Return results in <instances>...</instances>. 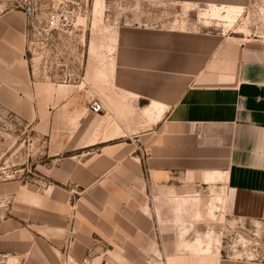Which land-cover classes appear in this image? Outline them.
<instances>
[{
    "label": "crops",
    "instance_id": "1",
    "mask_svg": "<svg viewBox=\"0 0 264 264\" xmlns=\"http://www.w3.org/2000/svg\"><path fill=\"white\" fill-rule=\"evenodd\" d=\"M168 1L177 18L121 29L100 97L105 109H88L78 138L58 144L56 155L70 154L48 168L43 188L6 191L14 201L0 223L3 264H67V250L68 264H264L226 255L220 242L200 245L211 215L185 209L184 199L209 193L218 217L264 224L260 18L251 19L252 33L237 36L203 15L229 7L249 19L254 0ZM184 10L196 17L178 16ZM13 46H0V83L5 66L17 64ZM14 70L10 87H0L7 106L20 104L30 79V70ZM52 118L26 117L50 136Z\"/></svg>",
    "mask_w": 264,
    "mask_h": 264
},
{
    "label": "rangeland",
    "instance_id": "2",
    "mask_svg": "<svg viewBox=\"0 0 264 264\" xmlns=\"http://www.w3.org/2000/svg\"><path fill=\"white\" fill-rule=\"evenodd\" d=\"M252 3L249 19L238 18L242 10L233 21L216 18L223 20L221 26L238 31L237 36L248 35L251 19L260 18V35L264 36V0ZM175 7L168 0H0V46L7 40L14 43L10 53L17 63L5 66L7 74L0 87H10L6 78L15 73L14 68L21 73L30 70L20 104L0 103V223L14 201L6 195V191L16 190L10 185L25 186L31 191L43 188L40 183L46 180L48 168L70 154L56 155L58 144L74 141L80 135L81 119L87 116L90 102L107 95L106 83L111 81L113 52L121 29L162 16L177 18ZM212 9L203 15L212 16ZM180 13L178 16L196 17L185 10ZM16 35L22 37L24 57ZM5 56L6 50L0 47V58ZM11 89L19 95L15 88ZM26 117H55L51 122L53 136ZM208 194L184 198L185 209L209 210L211 215L205 220L203 216L196 218L204 220L201 228L207 231L198 237L199 244L202 240L210 245L220 242L226 255L264 259V224L237 222L223 213L218 217L215 195L209 201ZM211 250L208 247L195 252Z\"/></svg>",
    "mask_w": 264,
    "mask_h": 264
},
{
    "label": "bare ground",
    "instance_id": "3",
    "mask_svg": "<svg viewBox=\"0 0 264 264\" xmlns=\"http://www.w3.org/2000/svg\"><path fill=\"white\" fill-rule=\"evenodd\" d=\"M224 9V8H223ZM223 9L221 8H218V7H214L212 9V16H215V17H220V18H226V19H229V20H235L236 19V15L238 12H240L241 9H236V8H227L225 13H223ZM205 15H209L208 13H205ZM219 200H222V195H219ZM222 204V203H221ZM219 208V207H218Z\"/></svg>",
    "mask_w": 264,
    "mask_h": 264
},
{
    "label": "built area",
    "instance_id": "4",
    "mask_svg": "<svg viewBox=\"0 0 264 264\" xmlns=\"http://www.w3.org/2000/svg\"><path fill=\"white\" fill-rule=\"evenodd\" d=\"M105 109V104L103 102V100L101 99H94L90 102L89 105V110L94 113V114H98L101 111H103ZM67 252V262H71V260L69 259L70 254H69V250L66 251Z\"/></svg>",
    "mask_w": 264,
    "mask_h": 264
}]
</instances>
